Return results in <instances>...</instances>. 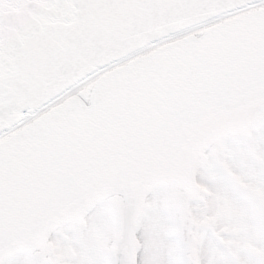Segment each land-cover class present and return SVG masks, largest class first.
<instances>
[{"label": "water", "instance_id": "1", "mask_svg": "<svg viewBox=\"0 0 264 264\" xmlns=\"http://www.w3.org/2000/svg\"><path fill=\"white\" fill-rule=\"evenodd\" d=\"M262 4L0 0V264L108 200L111 264H137L157 187L187 217L202 154L264 120V8L141 53Z\"/></svg>", "mask_w": 264, "mask_h": 264}, {"label": "rangeland", "instance_id": "2", "mask_svg": "<svg viewBox=\"0 0 264 264\" xmlns=\"http://www.w3.org/2000/svg\"><path fill=\"white\" fill-rule=\"evenodd\" d=\"M197 181L201 196L188 220L172 190L148 196L138 223V264H184V256L186 264H264V123L208 151ZM116 232L104 202L56 231L42 258L24 254L5 264H109Z\"/></svg>", "mask_w": 264, "mask_h": 264}, {"label": "bare ground", "instance_id": "3", "mask_svg": "<svg viewBox=\"0 0 264 264\" xmlns=\"http://www.w3.org/2000/svg\"><path fill=\"white\" fill-rule=\"evenodd\" d=\"M206 27H207V26H206ZM206 27H204V26H200V27H197V28L191 29V30L188 31L187 33H183V34L177 36V38L175 37L174 40H177V39H179V38H183V37H185V36H187V35H190V34H194V35L198 36V35H200V34L202 33V31H203ZM92 82H93V80H91L90 82H88L87 84H85V87L90 86V85L92 84ZM81 88H83V87H81Z\"/></svg>", "mask_w": 264, "mask_h": 264}]
</instances>
